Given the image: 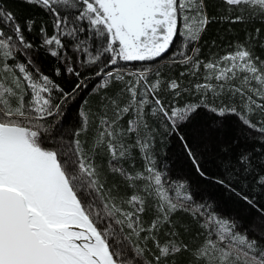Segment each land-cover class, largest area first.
Returning <instances> with one entry per match:
<instances>
[{"label": "snow or ice", "instance_id": "obj_1", "mask_svg": "<svg viewBox=\"0 0 264 264\" xmlns=\"http://www.w3.org/2000/svg\"><path fill=\"white\" fill-rule=\"evenodd\" d=\"M24 2L52 20L53 33L43 22L39 33L40 47L64 65L55 75L75 79L66 90L44 74L25 35L36 18L21 23L0 6V264H182L185 252L191 256L187 264H264V205L236 192L230 180L209 177L184 130L200 109L221 118L234 115L260 134L264 147V58L253 43L261 29L246 34L233 51L205 61L199 41L215 18L208 17L204 0ZM220 3L231 23H264V0ZM258 46L264 49V42ZM165 57L183 68L181 78L195 82L165 81L152 67L123 70ZM85 91L99 97L97 107L81 109L79 129L66 133L56 118ZM184 93L198 99L179 104ZM91 117L95 131L88 145L80 137ZM161 125L200 177L257 209V224L237 231L234 220L196 204L184 182L170 181L154 155ZM225 170L238 179L251 177L264 194V152L259 158L242 152ZM177 212L196 222V236L203 237L196 247L180 237L172 219Z\"/></svg>", "mask_w": 264, "mask_h": 264}, {"label": "trees", "instance_id": "obj_2", "mask_svg": "<svg viewBox=\"0 0 264 264\" xmlns=\"http://www.w3.org/2000/svg\"><path fill=\"white\" fill-rule=\"evenodd\" d=\"M204 3L208 17H214L215 19H212L208 24L199 41V58L207 61L233 51L236 42L244 43L246 34L255 36L256 28H260L261 31L258 39L253 42L255 51L257 55L264 58V49L258 46L259 43L264 42V23L259 19L231 23L228 19L223 18L226 13L221 10L222 5L220 0H204ZM0 6H6L8 10L16 15L21 23L24 19L36 18L37 23L33 32L25 33L26 37L36 46L33 58L44 74L52 77L66 90L69 89L75 78L66 74L56 76L55 69L60 67L63 72L64 65L40 47L42 43V36L39 33L41 22L46 26L48 35H51L53 33L51 18L45 15L40 8L26 4L24 0H0ZM235 14L233 13L232 15ZM79 35L82 39H88L90 34L80 33ZM89 43H91V40H89ZM65 44L69 45L67 39L65 40ZM69 54H72L70 46ZM73 58L75 59V56ZM147 67H152L153 70L159 69L165 81L175 78L178 81L182 79L185 85H187L189 80L195 82L192 77L185 76L181 78L179 74L183 71V68L178 64H174L168 57H165L158 63H130L123 70L139 71ZM201 72H203V68ZM150 78L154 79L155 77L151 75ZM89 87H91V83ZM161 95L163 96L164 94L161 93ZM164 98L167 102L172 99V96L168 94ZM98 99L97 95H90L86 91L78 94L77 100L75 102L70 101L65 105L63 115L56 118L59 125L69 134L73 130L79 129L81 125V117L79 115L81 109L86 112L90 110L94 111L97 107ZM197 99L198 97L194 95L184 93L178 98V103L183 104ZM252 119L255 121L256 117L253 116ZM220 120L223 121L222 124L217 123ZM88 128L89 131L86 134H82L80 139L82 142H87L88 145H91L95 131V117L90 118ZM184 130L197 146L201 166L209 177L224 179L225 181L230 180L236 192L243 191L250 197H255L257 205H264V194L261 193L258 187L252 185L251 177L247 179L240 177L238 179L229 176L225 170L229 161L235 165L236 158L242 152H251L254 157H260L261 152H264V147H262L259 133L244 128L239 119L234 115H226L221 118L209 113L205 109H200L195 113ZM254 149L259 151H253ZM154 155L157 167L166 169L167 177L170 181L184 182L186 190L191 193L196 204H207L210 206L211 211L222 217L234 220L237 225V231L251 228L258 223L259 212L257 209L244 203L236 193L215 183L214 179H204L196 173L175 137L164 134L162 125L156 135ZM97 162L100 163L101 161L98 160ZM136 164L137 167L142 166L138 155ZM257 170L259 171V166ZM146 218L150 220L152 217L151 215H147ZM172 219L177 222V230L183 242L188 244L190 248L196 247L203 240L202 236L197 238L196 234L199 229L190 215L184 212H177ZM180 224L190 226V231L185 233ZM251 235V232H249V236ZM160 239L163 242L165 238L161 235ZM180 259L182 264H187L191 256L185 252Z\"/></svg>", "mask_w": 264, "mask_h": 264}]
</instances>
